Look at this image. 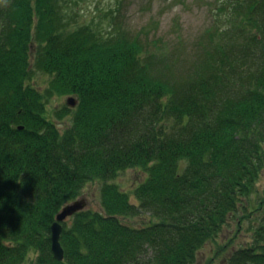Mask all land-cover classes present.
Segmentation results:
<instances>
[{
	"label": "trees",
	"instance_id": "16d2710c",
	"mask_svg": "<svg viewBox=\"0 0 264 264\" xmlns=\"http://www.w3.org/2000/svg\"><path fill=\"white\" fill-rule=\"evenodd\" d=\"M8 2L0 10V264L31 253L32 264L195 263L264 169V0L238 2L184 77L173 75L165 49L146 48L122 25L72 26L68 0ZM35 70L51 76L44 91L31 83ZM55 94L77 104L52 116ZM67 116L61 128L55 117ZM129 168L148 174L133 190L138 203L110 183ZM94 180L104 211L63 222L58 260L52 224ZM140 216L138 225L124 220ZM253 237L226 264H264V209Z\"/></svg>",
	"mask_w": 264,
	"mask_h": 264
},
{
	"label": "rangeland",
	"instance_id": "374dc122",
	"mask_svg": "<svg viewBox=\"0 0 264 264\" xmlns=\"http://www.w3.org/2000/svg\"><path fill=\"white\" fill-rule=\"evenodd\" d=\"M240 1L68 0L65 10L69 13L68 19L72 26L92 21L107 33L113 23H116L122 25L131 38H138L143 44H148L145 46L146 48L157 53L165 49L168 53L167 61L174 64L173 75L184 77L190 72L207 45L208 35L215 27L229 24L230 14ZM8 3V0H0V10ZM226 5L229 6L225 10ZM114 16H116L115 21L112 19ZM159 39L163 40V44L157 46L156 42ZM31 47L30 59L32 66H35L36 44L33 43ZM50 79L49 74L35 70L31 83L39 91H44L48 87ZM69 97L75 98L74 95H53L48 102L49 113L54 116V111L62 110L64 106H68ZM55 118L61 128L70 123V116H67V119L63 121ZM147 175V172L141 168H129L121 171L110 183L118 184L122 190L130 194L132 202L138 203L133 190L146 179ZM101 186L100 180L87 183L79 197L87 199L88 204L84 210L104 211L101 203ZM263 209L264 169L257 182L256 190L250 196L243 197L237 212L231 214L229 222L224 225L219 235L200 249L196 262L193 264H226L231 253L241 247L251 245L254 239V225L258 222ZM73 216L67 219L69 225ZM142 218L140 216L124 220L132 225H138L142 223ZM36 256V253H31L27 261L22 264H32Z\"/></svg>",
	"mask_w": 264,
	"mask_h": 264
},
{
	"label": "water",
	"instance_id": "95a60500",
	"mask_svg": "<svg viewBox=\"0 0 264 264\" xmlns=\"http://www.w3.org/2000/svg\"><path fill=\"white\" fill-rule=\"evenodd\" d=\"M68 104L75 106L77 100L74 97H69ZM88 202L85 197L78 198L66 204L62 210L57 214L56 221L52 224V250L54 256L58 260H63L65 257V250L61 242V234L63 231V222L79 211L84 210Z\"/></svg>",
	"mask_w": 264,
	"mask_h": 264
}]
</instances>
